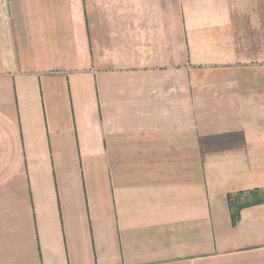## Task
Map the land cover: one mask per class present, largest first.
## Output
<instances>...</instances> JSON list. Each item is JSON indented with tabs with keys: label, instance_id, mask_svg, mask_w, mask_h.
Instances as JSON below:
<instances>
[{
	"label": "crops",
	"instance_id": "obj_1",
	"mask_svg": "<svg viewBox=\"0 0 264 264\" xmlns=\"http://www.w3.org/2000/svg\"><path fill=\"white\" fill-rule=\"evenodd\" d=\"M0 264H264V0H0Z\"/></svg>",
	"mask_w": 264,
	"mask_h": 264
},
{
	"label": "trees",
	"instance_id": "obj_2",
	"mask_svg": "<svg viewBox=\"0 0 264 264\" xmlns=\"http://www.w3.org/2000/svg\"><path fill=\"white\" fill-rule=\"evenodd\" d=\"M253 194V193H251ZM237 198V195H231L229 197L230 202H231V207H232V211H233V221L236 222L238 217H239V210L241 208V205H237L234 203L235 199ZM237 200V199H236Z\"/></svg>",
	"mask_w": 264,
	"mask_h": 264
}]
</instances>
